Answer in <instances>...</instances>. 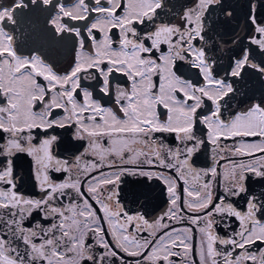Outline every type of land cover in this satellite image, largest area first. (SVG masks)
I'll return each mask as SVG.
<instances>
[{
    "label": "snow or ice",
    "instance_id": "snow-or-ice-1",
    "mask_svg": "<svg viewBox=\"0 0 264 264\" xmlns=\"http://www.w3.org/2000/svg\"><path fill=\"white\" fill-rule=\"evenodd\" d=\"M30 2L75 59L0 6V264H264V0Z\"/></svg>",
    "mask_w": 264,
    "mask_h": 264
},
{
    "label": "flooded vegetation",
    "instance_id": "flooded-vegetation-1",
    "mask_svg": "<svg viewBox=\"0 0 264 264\" xmlns=\"http://www.w3.org/2000/svg\"><path fill=\"white\" fill-rule=\"evenodd\" d=\"M13 2L14 0H0V6H9ZM64 2L68 3L70 0H64ZM25 3H28L29 7L17 10L15 14L16 24L4 22L6 30L17 37L21 52L25 55L39 52L48 62L54 63L62 69L69 67L75 59L72 38L68 36L61 38L55 34L54 30L47 24V20L51 15L50 11L43 10L41 5H32L30 0H25ZM57 150L63 153L65 146H57ZM16 166L20 175L27 179L31 169L30 158L21 155L16 162ZM24 191L28 194H36L30 180L25 183ZM256 247H259V245Z\"/></svg>",
    "mask_w": 264,
    "mask_h": 264
}]
</instances>
